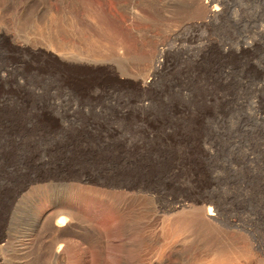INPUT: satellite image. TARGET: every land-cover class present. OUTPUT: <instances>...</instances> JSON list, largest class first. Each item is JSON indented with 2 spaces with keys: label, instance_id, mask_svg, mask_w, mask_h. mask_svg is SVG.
<instances>
[{
  "label": "rangeland",
  "instance_id": "rangeland-1",
  "mask_svg": "<svg viewBox=\"0 0 264 264\" xmlns=\"http://www.w3.org/2000/svg\"><path fill=\"white\" fill-rule=\"evenodd\" d=\"M92 1H0V31L35 52L0 38V264H31L19 243L38 200L78 186L89 187L76 209L103 236V264H264V0H218L221 15L203 22L190 0L173 11L142 0V25L154 27L137 40L113 0L120 22ZM60 11L67 29L56 31ZM151 37L171 51L150 80ZM62 42L109 75L69 83L54 60ZM101 136L138 148L101 149ZM76 223L66 263L97 264L101 243L81 242Z\"/></svg>",
  "mask_w": 264,
  "mask_h": 264
},
{
  "label": "bare ground",
  "instance_id": "bare-ground-1",
  "mask_svg": "<svg viewBox=\"0 0 264 264\" xmlns=\"http://www.w3.org/2000/svg\"><path fill=\"white\" fill-rule=\"evenodd\" d=\"M2 2V0H0ZM99 2H95L92 1L94 8L97 10L98 13H100L101 15H106L108 17H112L116 22H120V16L123 15V17H125L128 22H132L133 26L130 28L125 29L122 28L123 30L125 29V32L127 35H132L136 40L140 39L141 37L144 38V36L146 34L149 33V31L151 32V30L153 29V24H151L150 22H147L148 24L142 25L143 21L146 20L143 17V11L141 10V5L143 6L144 3L142 0H135L137 2H132L129 3L127 1H123V0H113L112 2L115 3L114 5L115 8L117 7L119 9V12L121 11L122 14H118L120 16L115 15L116 13L113 11H109L111 9L108 10L107 5L105 4L106 2H104V0H97ZM181 1V0H180ZM184 1V0H183ZM186 1V0H185ZM0 2V4H1ZM78 2V1H77ZM164 4L166 5L165 7H168L169 11H173L175 8H179V6H181L179 0H163ZM70 4H72L71 2H69ZM88 3V2H87ZM190 3L193 5V8L196 9V13L198 15V19H200L202 22L203 21H207V20H211L213 18L217 19L221 13H222V7L220 5V3L218 2V0H190ZM67 4V3H66ZM149 4V3H148ZM184 4V3H183ZM92 5V6H93ZM147 5V4H146ZM72 6V5H71ZM70 6V7H71ZM107 7V8H106ZM164 7V8H165ZM184 7V6H183ZM116 8V9H117ZM150 8V7H149ZM152 8V7H151ZM177 8V9H178ZM182 8V6H181ZM181 8L180 13H181ZM73 9V8H72ZM77 8L75 7V10ZM153 9V8H152ZM149 9V10H152ZM172 9V10H171ZM184 9V8H182ZM192 9V8H191ZM224 9V8H223ZM62 10V9H61ZM94 10V9H93ZM147 10V9H146ZM145 10V11H146ZM148 10V11H149ZM154 10V9H153ZM159 10V9H157ZM167 10V11H168ZM177 10V11H179ZM186 10V9H185ZM79 11V10H78ZM118 11V10H117ZM161 11V9H160ZM165 11V10H164ZM184 11V10H182ZM187 11V10H186ZM224 11V10H223ZM120 12V13H121ZM143 12V13H142ZM158 12V11H157ZM191 12V11H190ZM195 12V11H194ZM81 13V12H80ZM115 13V14H114ZM153 13V12H152ZM156 13V12H154ZM153 13V15H154ZM159 13V12H158ZM185 13V12H183ZM193 13V12H192ZM78 14V13H77ZM157 14V13H156ZM187 14V13H186ZM100 15V16H101ZM150 15V14H149ZM165 15V14H164ZM99 16V17H100ZM105 16V18H106ZM69 16L67 15L66 12L60 11L56 17H54L53 19V23H54V29L56 31H60L62 29V31L64 29H67V27L65 26V24H63V20H65L66 18H68ZM151 17V16H150ZM194 17V16H193ZM104 18V17H103ZM101 19V18H100ZM107 19V18H106ZM170 19V18H168ZM196 19V18H195ZM197 19V20H198ZM214 19V20H215ZM123 20V18H122ZM121 20V21H122ZM183 20V19H182ZM70 21V20H69ZM126 21V20H125ZM123 21V22H125ZM199 21V20H198ZM217 21V20H216ZM182 23V22H181ZM190 23V22H189ZM124 25H126L125 23H123ZM194 24V23H193ZM192 24V25H193ZM212 24V23H211ZM122 24H120L121 26ZM170 25V24H169ZM180 25V24H179ZM208 25V24H207ZM119 26V25H118ZM119 26V27H120ZM129 26V24H128ZM131 26V25H130ZM178 26V25H177ZM168 27V26H167ZM189 27V26H188ZM195 27V26H192ZM156 28V27H155ZM178 28V27H177ZM161 29V28H160ZM180 29V28H179ZM52 31V34L54 35V37H56V33ZM178 29L176 28H172L171 29H162V32H166L168 35H173L177 32ZM118 31V30H117ZM157 31V30H156ZM194 31V30H193ZM49 32V31H48ZM122 32V31H121ZM7 33V32H5ZM123 33V32H122ZM122 33H120L122 35ZM50 34V33H49ZM125 34V33H124ZM156 34V33H155ZM179 34V33H178ZM52 35V36H53ZM73 35V34H72ZM176 35V34H175ZM67 36V35H66ZM65 36V37H66ZM125 36V35H123ZM131 36V37H132ZM150 36V35H149ZM159 36V34L157 35ZM129 37V36H128ZM155 37V36H154ZM0 38L6 40L8 42V46L12 49V50H16V51H23V52H28L30 54L33 55V49H30L29 47H27L26 44L24 43H19L16 40L11 39L10 37L6 36V34H3L0 31ZM64 38V36H63ZM130 38V37H129ZM142 38V39H143ZM152 38V37H151ZM148 38L150 44H152V51L150 53V55L148 56V63L146 61L147 64H149V75H148V79H153L159 71H161V69L165 66V63L167 61L168 58V53L171 51H169L164 45H162L161 43H159V41H155L153 38ZM167 38V37H166ZM54 39V38H53ZM146 39V38H145ZM147 39V40H148ZM66 40V39H65ZM127 40V38H126ZM133 40V39H132ZM135 40V41H136ZM144 40V39H143ZM147 40L145 42H147ZM134 41V42H135ZM59 42V40H58ZM141 42V40L139 41V43ZM144 42V43H145ZM148 43V42H147ZM138 44V42H137ZM149 44V45H150ZM53 45V44H52ZM56 45V44H55ZM148 45V44H147ZM33 47V46H32ZM56 47V46H55ZM59 48H57V52H54L55 54V61L58 64L59 68H60V73L62 74V76L64 77L65 80L69 81V83H74V85H76L77 82H80L82 79H84L85 77H106L108 74L107 72V68H99L94 67L93 65L90 66L87 62H83L80 59H75L73 57L67 56L66 53H73L72 50H70L69 48H67L65 46V43H59ZM148 47V46H147ZM146 48V47H145ZM35 49V48H34ZM37 49V48H36ZM39 51V49H38ZM38 53V52H37ZM50 53V52H49ZM53 53V52H52ZM51 53V54H52ZM47 56L49 58H52V56H50V54ZM23 60V59H22ZM25 62V60H24ZM22 63V61H21ZM116 73V72H115ZM4 76V74H3ZM147 80V79H146ZM73 86V85H72ZM86 89H83V91H85ZM77 91V90H76ZM90 91V90H89ZM79 92V91H78ZM96 93V92H95ZM63 106V105H62ZM123 111V110H122ZM121 112V110H120ZM119 112V113H120ZM88 113V112H87ZM122 114V113H121ZM124 114V113H123ZM74 120V119H73ZM77 120H82V119H77ZM108 120V119H107ZM86 121V120H85ZM94 122V120H91ZM77 122V121H76ZM79 122V121H78ZM83 122V121H81ZM93 122H90L91 125H93ZM111 122V121H110ZM70 123V122H69ZM84 123V122H83ZM109 123V122H108ZM117 123V122H115ZM74 124V123H73ZM80 124V123H79ZM102 124V123H101ZM100 124V125H101ZM118 124V123H117ZM76 125H78L76 123ZM84 125V124H83ZM79 126V125H78ZM82 126V125H81ZM90 126V125H88ZM118 126V125H117ZM69 127V126H68ZM83 127V126H82ZM87 127V125H86ZM95 127V126H94ZM93 127V128H94ZM84 128V127H83ZM96 128V127H95ZM112 128V125H111ZM77 129V128H76ZM80 129V128H79ZM97 129V128H96ZM114 129V128H113ZM61 130V128H60ZM85 130V129H84ZM88 130H91V126L90 129L88 128ZM109 130V129H108ZM116 130V128L114 129ZM87 131V130H86ZM93 131V130H92ZM120 131V130H118ZM117 131V132H118ZM146 131V130H145ZM81 132V131H80ZM66 133V132H65ZM88 133V132H87ZM86 133V134H87ZM97 133V132H96ZM116 133V132H115ZM121 133V132H120ZM146 133V132H145ZM149 133V137L152 138L153 137V131L148 130ZM89 134V133H88ZM114 134V133H113ZM119 134V133H117ZM122 134V133H121ZM82 135V134H81ZM90 135V134H89ZM116 135V134H114ZM124 134H122L123 136ZM80 136V135H78ZM92 136V135H91ZM117 136V135H116ZM85 137V135H84ZM99 137V136H98ZM102 137V136H101ZM119 137V136H118ZM93 138V137H92ZM91 138V139H92ZM103 138V137H102ZM115 138V136H114ZM133 138V137H132ZM131 138V139H132ZM82 139V137L80 138ZM84 139V138H83ZM82 139V140H83ZM89 139V138H88ZM90 139V141H91ZM123 139V140H122ZM128 139V137H127ZM130 139V138H129ZM126 140V136L123 138H119V139H113L111 141H109V139L103 138L102 140L98 141V144L100 146V148L102 149L104 146H113V147H121L122 143L121 141H125L126 142V147H129L130 150H134L138 145V142L136 140V138H134L135 140ZM138 139V138H137ZM72 141V140H71ZM74 141V140H73ZM85 141V140H84ZM89 141V140H88ZM78 142V141H77ZM74 143V142H73ZM79 143V142H78ZM95 143V142H94ZM91 144V143H90ZM74 145V144H73ZM88 145V144H87ZM78 146V145H77ZM89 146V145H88ZM83 147V146H82ZM76 148V147H75ZM74 148V149H75ZM89 148V147H88ZM92 148V147H91ZM90 149V148H89ZM97 149V148H96ZM83 150V149H82ZM88 150V149H87ZM92 150V149H91ZM98 150V149H97ZM90 151V150H89ZM82 152V151H81ZM94 152V151H92ZM86 154V152L84 153ZM89 154V153H88ZM87 154V155H88ZM98 154V153H97ZM92 156V155H91ZM89 192V187L87 186H78V187H69L67 188L63 193H61L60 195L56 196L55 199H53L52 197H50V195L48 194V191L43 192V198H41L40 200H38V206H37V213L35 216V220L34 223L31 225V227H29L25 232H23V236L22 239L18 242H20L19 244L22 245L23 247H27L30 248L32 253L34 254V258L31 264H67L66 263V257L65 255L62 253V249L63 246L65 245L62 240L63 237L66 238L69 235H72L75 231V229L77 228V223L76 220L80 219L81 220V226L83 228V230L86 233L85 238H79L81 239V242H84L85 244L90 245L91 242H100L101 246L99 245L100 249L97 251L98 254V261L97 264H103V257H104V245H103V236L101 235V233L95 231L94 229H92V225L90 222H87L85 220H83V217L81 216V214L78 213V210L76 209V206L81 204L85 199V197L87 196ZM97 193H99L100 195L104 194L105 191L103 189H98L96 191ZM107 193V192H106ZM105 193V194H106ZM3 197V196H2ZM5 198V197H3ZM6 199V198H5ZM8 199V198H7ZM1 200V199H0ZM6 201H2L0 202V224H2V222L4 223L3 225H5V214L7 212L6 209ZM10 203V202H9ZM48 204L51 205V207L46 208L45 206ZM8 207V206H7ZM216 208H213V205H208L206 207V211L205 214L206 216L210 217L217 214V212L215 211ZM8 213V212H7ZM205 216V215H204ZM56 220V222H55ZM5 227V226H4ZM2 230H4L3 228H1ZM9 233V232H8ZM21 233V232H20ZM1 236V235H0ZM3 236V235H2ZM17 237V236H16ZM24 237V238H23ZM78 237V236H77ZM80 237V236H79ZM204 237V236H203ZM18 238V237H17ZM20 238V236H19ZM151 239V238H150ZM14 244V242H13ZM21 246V247H22ZM22 247V248H23ZM25 250V249H24ZM218 251V250H217Z\"/></svg>",
  "mask_w": 264,
  "mask_h": 264
}]
</instances>
